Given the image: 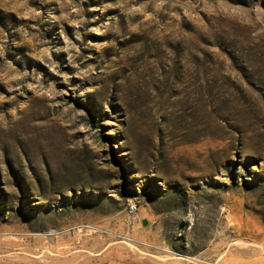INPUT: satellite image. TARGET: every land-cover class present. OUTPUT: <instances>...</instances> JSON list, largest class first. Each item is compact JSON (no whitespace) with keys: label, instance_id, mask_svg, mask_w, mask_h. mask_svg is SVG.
I'll use <instances>...</instances> for the list:
<instances>
[{"label":"rangeland","instance_id":"1","mask_svg":"<svg viewBox=\"0 0 264 264\" xmlns=\"http://www.w3.org/2000/svg\"><path fill=\"white\" fill-rule=\"evenodd\" d=\"M0 264H264V0H0Z\"/></svg>","mask_w":264,"mask_h":264},{"label":"built area","instance_id":"2","mask_svg":"<svg viewBox=\"0 0 264 264\" xmlns=\"http://www.w3.org/2000/svg\"><path fill=\"white\" fill-rule=\"evenodd\" d=\"M130 209H131L132 212H136L138 210L137 203H131L130 204Z\"/></svg>","mask_w":264,"mask_h":264}]
</instances>
